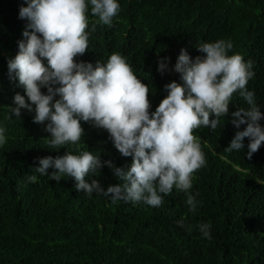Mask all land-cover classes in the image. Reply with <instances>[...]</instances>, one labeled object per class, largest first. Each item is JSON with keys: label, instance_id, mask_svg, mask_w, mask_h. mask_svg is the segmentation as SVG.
<instances>
[{"label": "trees", "instance_id": "16d2710c", "mask_svg": "<svg viewBox=\"0 0 264 264\" xmlns=\"http://www.w3.org/2000/svg\"><path fill=\"white\" fill-rule=\"evenodd\" d=\"M117 3L120 11L111 27L100 24L89 7V48L79 61L95 65L97 60L106 63L113 52L122 54L153 92L149 100L154 112L167 95L164 86L183 83L173 70L180 50L194 59L204 55L196 50L201 43L224 39L233 44L228 55L252 62L254 77L246 87L254 91L264 114V0ZM22 6H27L24 0H0V127L6 129V143L0 146V264H264V144L250 160L247 138L243 151L224 150L235 132L246 127L228 123L232 112L248 107L238 93L214 131H193L206 158V166L193 174L195 212L186 204L188 194L175 187L154 208L89 196L76 190L72 178L56 182L35 173L39 159L65 151H99L102 161L111 160L116 167L130 166L131 157H122L107 131L88 123L81 122L82 143L53 150L45 125L33 123L34 110L8 119L14 95H25L7 69L8 59L18 52L17 42L25 39L28 22L19 18ZM164 58L162 74L157 69ZM47 171L50 175L53 169ZM31 175L37 182L28 180ZM93 179L105 188L119 182L106 166L99 176L86 177L88 183ZM179 220L184 227L177 226ZM200 224H210L211 239L203 237Z\"/></svg>", "mask_w": 264, "mask_h": 264}, {"label": "clouds", "instance_id": "9594fccd", "mask_svg": "<svg viewBox=\"0 0 264 264\" xmlns=\"http://www.w3.org/2000/svg\"><path fill=\"white\" fill-rule=\"evenodd\" d=\"M19 18L28 23L17 42L18 52L7 61L10 80H17L25 95L13 97L11 115L21 117V110L35 112L33 123L45 125L50 134L48 146L53 150L68 144L82 143L85 135L82 123L107 131L113 147L122 157H131L130 166L116 167L111 160L102 161L100 152L84 150L79 154L39 159L34 171L59 182L72 178L77 191L86 195L109 197L112 202L143 203L161 207L173 187L187 193L186 204L195 212L197 201L190 194L194 173L206 166L205 154L195 129L215 130L221 118L228 116L233 94L247 102V108L231 113L228 123L236 131L227 152L243 151L248 139L250 160L264 144V114L255 100L254 91L246 85L254 77L251 61L240 54L228 55L233 44L220 39L201 43L196 50L203 53L194 59L185 49L174 66L183 82L164 86L167 95L151 112L149 85L142 83L118 52L107 62L95 65L79 61L89 48V7L98 22L111 27L120 11L117 0H24ZM95 30V27L92 29ZM168 58L158 63V71L167 69ZM41 89H46V93ZM27 98V100L25 99ZM34 106V108H33ZM211 117V118H210ZM6 129L0 127V146L6 143ZM85 146V145H84ZM108 167L118 183L103 187L87 176H99ZM48 169H53L48 174ZM37 182V176L28 177ZM177 226L184 227L183 221ZM204 238L211 239L210 224H200Z\"/></svg>", "mask_w": 264, "mask_h": 264}]
</instances>
